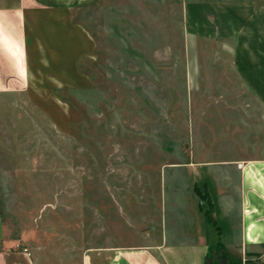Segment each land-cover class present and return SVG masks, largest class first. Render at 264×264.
<instances>
[{"label": "rangeland", "instance_id": "374dc122", "mask_svg": "<svg viewBox=\"0 0 264 264\" xmlns=\"http://www.w3.org/2000/svg\"><path fill=\"white\" fill-rule=\"evenodd\" d=\"M193 1L219 0L84 2L79 79L0 95V249L105 264L114 248L180 245L185 210L214 230L194 185L218 166L192 164L264 157V106L231 53L186 24Z\"/></svg>", "mask_w": 264, "mask_h": 264}, {"label": "crops", "instance_id": "0c3cea01", "mask_svg": "<svg viewBox=\"0 0 264 264\" xmlns=\"http://www.w3.org/2000/svg\"><path fill=\"white\" fill-rule=\"evenodd\" d=\"M87 1L11 0L0 6V95L79 79L78 60L91 40L73 16ZM182 8L195 34L219 41L231 53L237 77L264 106V1H193ZM212 162L192 164L197 174L200 165L218 166L194 185L206 196L198 194L199 203L211 204L206 217L214 230L208 236L206 228L198 233L185 210L180 216L187 233L180 245L114 248L105 264H230L234 253L242 264L264 260V157ZM14 254L1 248L0 264H31Z\"/></svg>", "mask_w": 264, "mask_h": 264}, {"label": "trees", "instance_id": "16d2710c", "mask_svg": "<svg viewBox=\"0 0 264 264\" xmlns=\"http://www.w3.org/2000/svg\"><path fill=\"white\" fill-rule=\"evenodd\" d=\"M197 193L198 194H200L198 191H197ZM201 195V197H206L205 195H202V194H200ZM211 207V204L210 203H208L207 205H206V212H205V214L208 216V217H210V213H211V211H212V209L210 208Z\"/></svg>", "mask_w": 264, "mask_h": 264}, {"label": "built area", "instance_id": "2783aa9c", "mask_svg": "<svg viewBox=\"0 0 264 264\" xmlns=\"http://www.w3.org/2000/svg\"><path fill=\"white\" fill-rule=\"evenodd\" d=\"M23 250H24V252H26V253H27V250H28V249H27V248H24Z\"/></svg>", "mask_w": 264, "mask_h": 264}]
</instances>
